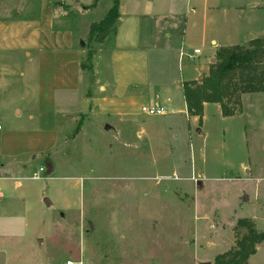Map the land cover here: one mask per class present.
<instances>
[{
    "label": "rangeland",
    "instance_id": "1",
    "mask_svg": "<svg viewBox=\"0 0 264 264\" xmlns=\"http://www.w3.org/2000/svg\"><path fill=\"white\" fill-rule=\"evenodd\" d=\"M74 1L54 7L72 24L82 19L77 31L84 46L86 23L102 19L112 0ZM148 18L157 34L149 78L168 85L159 98L155 88L148 94L153 107L164 103V114L142 113L148 102L138 96L122 107L120 96L142 95L143 88L130 85L117 88L116 107L104 115H59L56 146L47 155L24 156L19 173L0 177V264H215L243 231L235 229L238 219L264 231V92L241 94V110L232 116L209 103L202 118L188 117L182 88L170 85L182 63L175 52H156L169 44L164 29L183 37L184 50H200L191 63L200 81L219 47L264 35V0H156ZM113 65L103 70L110 80L120 74L134 81L146 72L140 61ZM92 85L83 71L85 95ZM39 167L40 178H32ZM246 264H264V241Z\"/></svg>",
    "mask_w": 264,
    "mask_h": 264
},
{
    "label": "crops",
    "instance_id": "2",
    "mask_svg": "<svg viewBox=\"0 0 264 264\" xmlns=\"http://www.w3.org/2000/svg\"><path fill=\"white\" fill-rule=\"evenodd\" d=\"M10 1L6 0V5L0 7V125L3 129L5 121L11 124V130H0V177H6L9 172L19 173L25 167L21 162L24 156L30 153L47 155L56 146L59 115L72 118L73 115L68 116L66 113L69 111L77 114L78 118L83 115H104L115 103L111 96L117 88H128L130 85L143 88L138 91L142 95L120 96L122 107L129 109V101L135 96L153 107L150 105L149 89H157L155 97L159 89H168V85L151 81L147 71L149 52L155 47L151 38L156 34V26H152L148 16L156 0H119V17L114 32L97 46L93 57L94 81L90 96L83 92V71L79 67L84 41L82 32L77 29L82 19L72 24L63 11L54 7L57 3L66 4L71 0ZM74 2L91 4L94 0ZM128 4L133 6L131 10H127ZM95 7H83L79 15L84 16ZM91 23L88 21L86 27ZM164 32L169 44H164L165 48L162 45L156 48V52L160 50L169 53L168 56L172 52L177 53V62L182 63L179 64L180 78L172 79L170 85L174 83L177 88H182L184 80L197 78L199 70L196 73L194 68H200L191 63L199 56L197 54L191 60L181 54L186 51L183 37L166 29ZM210 43L215 44V40L211 39ZM212 58L211 52L208 60ZM134 60L143 63L140 66L142 69L146 68L143 77L134 81L120 74L114 75L111 80L104 77V69H112L113 64L118 62L124 64ZM108 88L112 90L107 92ZM95 95L100 98L95 99ZM92 99L98 102L97 108L86 109ZM160 100L164 102L167 99L161 96ZM209 103L216 104L222 115L218 103L205 102L202 117ZM184 105L187 114L185 101ZM156 106L165 107L164 103ZM25 112L26 120L22 118ZM187 116L198 119L196 116ZM22 122L26 127H21ZM13 185L18 187L19 182L15 180Z\"/></svg>",
    "mask_w": 264,
    "mask_h": 264
},
{
    "label": "trees",
    "instance_id": "3",
    "mask_svg": "<svg viewBox=\"0 0 264 264\" xmlns=\"http://www.w3.org/2000/svg\"><path fill=\"white\" fill-rule=\"evenodd\" d=\"M118 17L119 0H112L103 18L89 25L87 41L82 46L86 52L79 67L88 73L90 83L94 80V45L114 32ZM182 91L189 116L200 119L205 102L218 103L223 116L239 113L241 94L264 92V35L248 40L245 45L219 47L207 74L200 81L184 80ZM235 229L243 231L237 233L232 248L215 256V264H246L257 245L264 241V231H258L247 218L238 219Z\"/></svg>",
    "mask_w": 264,
    "mask_h": 264
},
{
    "label": "built area",
    "instance_id": "4",
    "mask_svg": "<svg viewBox=\"0 0 264 264\" xmlns=\"http://www.w3.org/2000/svg\"><path fill=\"white\" fill-rule=\"evenodd\" d=\"M199 53H200L199 49H194L192 50V52H186V51L181 52V54L188 56L189 59L191 60ZM140 111L148 115H161L165 112V109L163 107H151V106L143 105L141 106ZM1 129H2V126L0 125V130ZM42 171H44V167H39L38 170L33 173L32 177L34 179H39L40 172ZM67 264H71V263L67 262Z\"/></svg>",
    "mask_w": 264,
    "mask_h": 264
},
{
    "label": "water",
    "instance_id": "5",
    "mask_svg": "<svg viewBox=\"0 0 264 264\" xmlns=\"http://www.w3.org/2000/svg\"><path fill=\"white\" fill-rule=\"evenodd\" d=\"M105 128H108V125H106ZM46 167L50 168L51 167V163H46ZM202 264H211V263L210 262H205V263H202Z\"/></svg>",
    "mask_w": 264,
    "mask_h": 264
}]
</instances>
